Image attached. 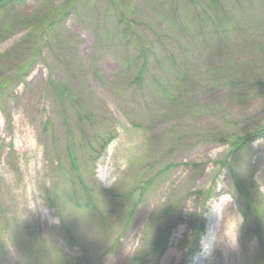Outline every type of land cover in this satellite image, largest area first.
I'll use <instances>...</instances> for the list:
<instances>
[{
    "label": "rangeland",
    "instance_id": "1",
    "mask_svg": "<svg viewBox=\"0 0 264 264\" xmlns=\"http://www.w3.org/2000/svg\"><path fill=\"white\" fill-rule=\"evenodd\" d=\"M263 130L264 0L16 2L0 264H264Z\"/></svg>",
    "mask_w": 264,
    "mask_h": 264
},
{
    "label": "trees",
    "instance_id": "2",
    "mask_svg": "<svg viewBox=\"0 0 264 264\" xmlns=\"http://www.w3.org/2000/svg\"><path fill=\"white\" fill-rule=\"evenodd\" d=\"M23 1H25V0H0V11L8 8L9 6H13L16 2H23ZM143 73H145V71H143ZM259 133L260 132L248 137L247 140L245 142H243L242 144H240V146L236 150L248 148V146H250L251 143L255 140L253 138L257 137L259 135ZM70 162H72L73 164H75L77 162V158H75V156L73 154L70 156ZM233 177H235V176H233ZM237 189L241 190V186L239 184H238Z\"/></svg>",
    "mask_w": 264,
    "mask_h": 264
}]
</instances>
